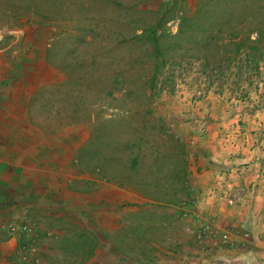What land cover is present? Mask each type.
Returning a JSON list of instances; mask_svg holds the SVG:
<instances>
[{
    "label": "rangeland",
    "instance_id": "obj_1",
    "mask_svg": "<svg viewBox=\"0 0 264 264\" xmlns=\"http://www.w3.org/2000/svg\"><path fill=\"white\" fill-rule=\"evenodd\" d=\"M197 3L0 0V117L15 118L17 133L29 135L13 145L32 167L42 166L37 160L56 165L54 180L68 179L73 194L56 206L40 210L32 203L16 212V226L36 231L25 240L42 247L44 264H83L84 258L87 264H202L204 252L228 244L196 239L204 223L191 224L192 196L184 205L153 200L121 186L120 173L108 178L92 167L95 160L85 152L95 129L111 118L120 139L127 133L120 121L128 118L133 126L151 119L149 126L161 125L180 140L189 193L199 149L219 155L224 183L250 182L226 193L229 206L246 205L238 201L248 191L264 192V0H234L232 23L247 24L258 49L234 55L229 47L223 58L201 49L198 36L178 46L169 38ZM152 32L166 35L158 48L164 58L149 42ZM142 85L153 88L150 98L121 89Z\"/></svg>",
    "mask_w": 264,
    "mask_h": 264
},
{
    "label": "crops",
    "instance_id": "obj_2",
    "mask_svg": "<svg viewBox=\"0 0 264 264\" xmlns=\"http://www.w3.org/2000/svg\"><path fill=\"white\" fill-rule=\"evenodd\" d=\"M19 127L15 125V118L0 117V264H25L19 259L24 247L21 245L23 227L21 224L16 226L13 221L16 212L32 206V203H36L40 210V205L56 206L73 195L67 189L68 179L64 178L62 182L57 178L54 180L52 169L56 165L50 166L37 160L47 168H33L32 159L23 157L21 153L24 152L19 153L20 150L15 148L13 142L16 137L29 136L25 132L17 133L22 131ZM196 153V166L191 168L189 177V191L195 203L192 210L196 216L190 219L191 224L194 219L219 230L228 243L204 252L198 263L264 264V192L261 189L248 191L238 201H245L246 205L229 206L227 192L235 186L248 188L250 182L234 178L235 182L224 183L217 170L220 168L217 165L223 163L219 155L212 153L209 157L201 149ZM52 160L48 158V162ZM35 251L34 257L44 264L42 247Z\"/></svg>",
    "mask_w": 264,
    "mask_h": 264
},
{
    "label": "trees",
    "instance_id": "obj_3",
    "mask_svg": "<svg viewBox=\"0 0 264 264\" xmlns=\"http://www.w3.org/2000/svg\"><path fill=\"white\" fill-rule=\"evenodd\" d=\"M233 8L234 0H198L193 15L181 18L177 34L169 38L176 40L175 46H178L179 42L198 36L201 49L215 51L220 58L227 56L229 47L233 48L234 55L243 51H257L259 40L251 39V32L246 29L247 24L232 23ZM149 38L156 56L164 58L158 48L166 39V35L152 32ZM126 43L133 45L134 42L131 37H126ZM204 59L209 61L208 57ZM123 87L121 89L127 96L138 91L139 95L146 99L150 98L153 90L150 85ZM121 120L120 122L127 126V133L120 136L122 139L114 132L117 131L114 129L115 119L111 118L104 126L95 129V142L93 141L92 145L87 144L86 152L83 151L95 160L92 167L105 177L112 171L120 173L121 186H131L153 200H164L173 205L186 204L191 195L187 188L188 162L184 144L167 134L163 126H149L151 119L137 126H133L128 118ZM155 130H158L156 134ZM154 135L155 138L150 139ZM29 228L30 232L22 233L21 245L24 247L28 241L25 237L31 235L30 237L34 238L37 235L31 226ZM67 234H70V230ZM31 242L34 243V239ZM84 245L87 246L86 243ZM82 251L85 252V247H82ZM86 259L84 258L83 264H87Z\"/></svg>",
    "mask_w": 264,
    "mask_h": 264
},
{
    "label": "built area",
    "instance_id": "obj_4",
    "mask_svg": "<svg viewBox=\"0 0 264 264\" xmlns=\"http://www.w3.org/2000/svg\"><path fill=\"white\" fill-rule=\"evenodd\" d=\"M229 204H232L231 200H228ZM24 231L30 232V228L25 226L23 227ZM189 230V229H187ZM218 232L211 229L209 226L205 224L201 225L198 230H196L195 237L201 243L209 244L210 246H218L219 244L227 243L226 238L217 239ZM34 248L33 246L23 247L22 252L20 253L19 259L22 263L25 264H41L40 260L37 257H34Z\"/></svg>",
    "mask_w": 264,
    "mask_h": 264
}]
</instances>
